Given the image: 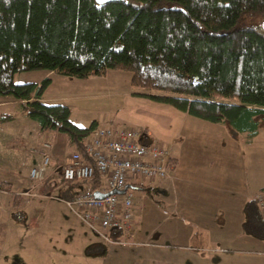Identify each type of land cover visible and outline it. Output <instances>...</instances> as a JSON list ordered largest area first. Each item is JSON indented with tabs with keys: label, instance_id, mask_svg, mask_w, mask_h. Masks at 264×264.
Here are the masks:
<instances>
[{
	"label": "trees",
	"instance_id": "trees-1",
	"mask_svg": "<svg viewBox=\"0 0 264 264\" xmlns=\"http://www.w3.org/2000/svg\"><path fill=\"white\" fill-rule=\"evenodd\" d=\"M254 16L263 17V24L239 26ZM36 69L76 78L125 70L133 95L224 123L231 136L251 139L264 120V0H0V95L18 100L40 131L64 133L93 163L83 137L96 122L80 127L68 108L41 101L49 78L14 81L16 73ZM70 184L60 190L63 200L81 183ZM90 184H99L96 168ZM244 212V229L264 239L255 199ZM120 237L109 232L112 241Z\"/></svg>",
	"mask_w": 264,
	"mask_h": 264
},
{
	"label": "crops",
	"instance_id": "crops-1",
	"mask_svg": "<svg viewBox=\"0 0 264 264\" xmlns=\"http://www.w3.org/2000/svg\"><path fill=\"white\" fill-rule=\"evenodd\" d=\"M43 71L42 79L47 77L51 80L61 75ZM132 92L130 85L123 91L125 95H131L125 98L128 104L169 110L174 118L172 132L167 135L141 122L136 125L146 133L148 140L171 144L173 155L171 177L148 182L155 183L153 188L159 197L155 204L157 214L154 225L148 228H143L141 224L138 226L143 216H139L141 206L138 199L134 233L116 241L99 242L91 238V234L67 215L66 230L72 237L78 238V248L69 251V247L65 250V243L58 245L56 249L62 257L57 264H73L82 259L90 264H264V239L243 227L246 220L244 205L264 190V120L251 139L246 133H239L234 141L227 138L230 145L226 146V142H219L218 136L225 138L230 135L226 124L214 123L216 129L202 128L200 131L187 128L184 131L178 126L180 121L185 122L183 113L178 114L177 109H173L174 112L168 104L136 96ZM41 101L54 104L43 94ZM10 106L14 108L9 109ZM6 114L12 117L6 118ZM93 121L96 125L125 124L112 118L106 122ZM72 122L80 127L89 126ZM32 123L33 119L21 112L18 100L0 95V181L9 189L0 195V264H13L15 251L25 252L22 260L29 264H55L52 262L55 248L44 241L47 225H43V210H32L27 206L26 209L31 210L26 211L25 221H22L10 218L11 210L6 206L12 198L19 201L30 195L35 198L49 197V194L38 193L35 189L37 184L28 178L37 158L35 149L40 147L43 138L52 141V163L47 170L50 175L72 152L71 149L66 150L70 145L64 133L40 131L39 125ZM243 135L246 140L242 142ZM184 137L188 140L181 145L177 139ZM242 147L244 153L249 151L250 158L243 156ZM243 158L248 161L243 163ZM80 187L81 184L72 189V194ZM58 197L66 205L60 192ZM9 244L15 247H9ZM75 251H78L77 254H74ZM71 252L75 256L67 255Z\"/></svg>",
	"mask_w": 264,
	"mask_h": 264
},
{
	"label": "rangeland",
	"instance_id": "rangeland-1",
	"mask_svg": "<svg viewBox=\"0 0 264 264\" xmlns=\"http://www.w3.org/2000/svg\"><path fill=\"white\" fill-rule=\"evenodd\" d=\"M262 24L263 17L254 16L242 19L239 23V26L253 27L260 26ZM109 71V75L105 73L101 76H89L87 78H76L73 76L57 74L59 76L52 77V79L46 85L43 96L46 97L50 103L61 104L68 108L70 112V119L72 121H77L79 125H90L94 119H98V122H106L112 118L115 121L125 123L126 125L131 127H138L136 126L137 122H141L146 126L152 128L154 131L161 133L162 135L170 134L174 127V118L171 117L170 111L163 110L162 108H152L147 105L134 106L132 105V103L128 104L125 98H129L131 95H125L123 91L130 85L131 73L120 69H111ZM43 73V69L16 73L14 75V81L21 84L29 83L31 81H38L43 78ZM131 89L132 91L135 90L133 87H131ZM11 108H14V106L9 107V109ZM171 108L172 110H176L174 107ZM176 111L178 112V114H184L185 122L180 121L178 125L181 126L184 131H187V128L191 130H200L202 128L208 130L216 129L214 127L216 124L214 123L195 118L179 110ZM32 124L38 123L33 120ZM261 128L262 126L260 127V129ZM218 136L219 142H226V146L230 145V140H228L227 138L231 139L232 141L236 140L230 135L225 138L221 137L220 135ZM63 137H65V135H63ZM167 138L169 137L167 136ZM244 138H241L242 142L246 140V138ZM199 139L202 140V138ZM187 140V137L177 139V141H180L181 145H184ZM176 142H173L174 145H177L175 144ZM168 145H170L171 147V144ZM70 149L72 151L74 150L72 146L66 147V150ZM244 151L245 150H243L242 147L243 156L245 155L244 157L247 159L250 158V156H248L249 151H246L245 153ZM235 152H237V150ZM67 157H65V159ZM65 159L62 161V163L65 161ZM51 160L52 157L50 159L49 166L52 163ZM242 160L243 163L244 161H248L244 160V158ZM62 163H60V166H58V168L55 170L56 172L54 171V173L51 175L47 173L42 182H35V184H37L35 189L38 191V193L49 194V197L35 198L30 195L28 197L25 196L19 199V201H17L16 198H12L6 203L8 210H11L9 217L13 219L19 218L22 221H25L26 211L31 210L30 208H32V210L37 208L43 210V225H47V227L44 228V231L46 233L44 234L46 238V240L44 241L48 242L49 245L55 248V253L52 260V262L55 264H57L59 262V258L62 257L60 256V251L58 252V249H56L58 245L61 246V244L63 245L65 243L64 248L66 250V248L69 247V251H71L72 248L74 250H77L78 248V238L72 237V234H69L66 230L65 217L67 215L74 218L76 220V223L80 227L91 234V238H94L99 242L104 241L100 235L96 234L82 220H80L75 212L71 208L67 207L64 202L61 201L58 197V192H60L62 188H65L67 185H72L65 182L62 178ZM137 180H140L143 186L146 187L144 189H132L134 196L138 199L139 206H141V213L139 216L143 214V216L140 217V219H142L141 222L138 223V226L141 224L143 228H148L154 225L157 214V212L155 211V204H157L156 200H158L159 197L156 196L158 195V193L156 192L155 188H153L155 183H148L150 182L148 181L149 179L142 177L137 178ZM147 187L150 189L147 190ZM146 199L147 201H145ZM27 206H30V208L26 209ZM69 239L72 241L71 244L69 243ZM8 246L15 247L10 244ZM6 250H11V248H6ZM77 252L78 251H75L74 254H77ZM74 254H72L71 252L67 255L73 257L75 256ZM13 255H15V258L12 259L13 264L30 263H26L24 260H22L25 257V252L23 253L15 251ZM80 257L83 258L81 254ZM77 263L90 264L89 261H85L83 259L81 261H75L73 264Z\"/></svg>",
	"mask_w": 264,
	"mask_h": 264
},
{
	"label": "built area",
	"instance_id": "built-area-1",
	"mask_svg": "<svg viewBox=\"0 0 264 264\" xmlns=\"http://www.w3.org/2000/svg\"><path fill=\"white\" fill-rule=\"evenodd\" d=\"M138 127L125 124H98L83 137L86 153L93 163L73 150L61 164L62 178L67 183L80 182L66 205L105 242H111L109 232H119L121 237L131 236L136 229L137 198L132 189L142 184L137 178L148 181L169 179L173 169L170 145L148 140ZM50 140L45 137L35 149L37 158L29 170L32 182H42L50 163ZM94 168L99 184L92 187ZM121 190L124 192L119 193ZM116 191L117 193H110ZM4 192L0 181V195ZM95 192L107 194L103 198ZM260 218L264 222V190L255 196Z\"/></svg>",
	"mask_w": 264,
	"mask_h": 264
},
{
	"label": "water",
	"instance_id": "water-1",
	"mask_svg": "<svg viewBox=\"0 0 264 264\" xmlns=\"http://www.w3.org/2000/svg\"><path fill=\"white\" fill-rule=\"evenodd\" d=\"M123 1H126V0H96V2L99 5H105V4L116 3V2H123ZM122 192H124V190H121L119 193H122ZM110 193H117V192L116 191H112ZM110 193L102 194V193H99V192H95V196L98 197V198H103V197H105L106 195H108Z\"/></svg>",
	"mask_w": 264,
	"mask_h": 264
}]
</instances>
